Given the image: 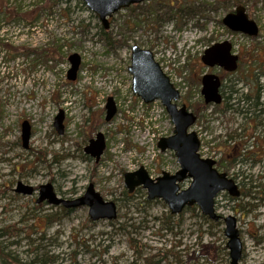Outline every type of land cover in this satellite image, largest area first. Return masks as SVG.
Here are the masks:
<instances>
[{"label":"rangeland","instance_id":"rangeland-1","mask_svg":"<svg viewBox=\"0 0 264 264\" xmlns=\"http://www.w3.org/2000/svg\"><path fill=\"white\" fill-rule=\"evenodd\" d=\"M194 1L202 13L191 19L165 17L158 24L147 13V2L118 12L105 30L81 0H0V226L20 229L3 245L20 261L149 264L147 259L153 258V264H230L223 223L213 225L196 207L172 215L162 200H147V190L139 187L130 194L125 186V173L142 167L153 179L180 168L173 152L163 153L157 146L174 131L165 107L160 101L145 104L132 92L128 68L131 48L138 45L154 53L180 91L178 105L196 112L192 130L199 135L202 157L228 158L233 141H224L230 134L237 142L246 141L249 153L239 156L238 164L217 166L235 179L243 194L231 200L221 193L216 210L238 219L244 244L240 264H264V193H258L264 186V152L256 140L241 135L243 116L233 111L215 115L201 94V79L210 74L201 56L210 47L211 33L230 41L232 52L242 58L234 75L241 77L235 84L237 97L250 95L254 101L259 96L264 102V0H239L238 5L236 0ZM240 5L259 25L257 38L232 31L222 36L219 31L227 27L217 22ZM210 15L216 22L211 25ZM74 53L82 62L76 81H70L68 57ZM246 75L252 80H245ZM110 97L117 113L106 122ZM61 111L63 135L54 127ZM24 121L31 124L27 150L21 139ZM98 133L104 134L106 149L96 163L85 148ZM18 182L35 188L52 183L66 200L83 196L93 184L105 201L116 203L118 217L93 222L88 207L64 215L61 207L37 205L38 194L15 193ZM202 245L209 246L211 255L192 259L193 253H203Z\"/></svg>","mask_w":264,"mask_h":264},{"label":"water","instance_id":"water-1","mask_svg":"<svg viewBox=\"0 0 264 264\" xmlns=\"http://www.w3.org/2000/svg\"><path fill=\"white\" fill-rule=\"evenodd\" d=\"M86 7L94 12L105 29L109 28V19L121 10L132 5L145 3L147 0H81ZM223 23L232 32L243 33L250 37H257L259 27L250 19L246 9L238 7L235 12L228 14ZM71 64L67 72L70 81H76L82 59L79 54L69 56ZM201 61L206 67H221L229 72L238 68V56L232 53V44L228 41L217 43L207 48ZM132 75V92L141 98L145 104L160 101L170 116L174 131L171 136L160 138L158 148L161 152L174 153L180 166L179 170L171 174L163 171L161 176L153 179L142 167L135 172H127L124 175L125 186L129 193L142 187L147 190L148 200L160 199L169 208L171 214L178 215L186 208L197 206L202 215L213 222L223 221L225 225L224 235L228 239L230 264H240L243 257L244 245L241 232L238 228V219L234 215L223 216L216 211V198L221 193H227L233 198H239L241 192L236 181L226 173L216 169V161L210 158H202L199 151L201 141L198 134L192 131L197 121V116L184 104L178 106L181 94L172 84L170 78L164 73L160 64L155 60L153 52L134 45L131 49V64L128 69ZM203 96L206 105L220 104L222 102L219 88L220 79L213 74H205L201 80ZM106 122H110L117 113V107L112 97L107 99L105 106ZM54 127L60 135L64 133V113L61 111L54 120ZM31 138V126L28 121L22 123L23 147L28 148ZM106 148L105 136L102 133L96 135V139L90 141L85 153L99 162ZM190 180V185L182 189L181 184ZM15 192L32 196L34 188L22 182L17 184ZM47 202L49 205H63L67 209L89 208V215L93 221L117 219L118 211L116 203L105 201L90 184L83 196L73 200H64L54 191L51 183L42 185L39 190L37 203Z\"/></svg>","mask_w":264,"mask_h":264},{"label":"trees","instance_id":"trees-1","mask_svg":"<svg viewBox=\"0 0 264 264\" xmlns=\"http://www.w3.org/2000/svg\"><path fill=\"white\" fill-rule=\"evenodd\" d=\"M256 1H258V0H256ZM180 3H181V0H149L148 9H146V10H147L148 14H151L152 16H154L156 18L154 21L158 24L162 23L161 20H162V18H165V17H166L167 21L178 19V18H180L181 20H184V19L186 20V19H191L192 17H194L198 13H202L201 12L202 11L201 4L196 6L194 0H190V1L188 0L184 5H181ZM239 3H240V1L236 0L233 4L238 5ZM137 8H140V7H137ZM11 14H15V13L13 11H11ZM162 16H164V17H162ZM182 24H184V23H182ZM107 40H109V37H107ZM40 57L44 58L45 55H43V53H40ZM233 89H234L233 87H230V90L228 88V94H229L230 98L233 100V103L232 104L230 103L229 107L232 108V106H234V105L235 106L239 105V107H240V105L242 104L241 107L245 108V109H242V108L240 109V108L235 107V110H236L235 112L240 114L243 117L248 118L249 117L248 107H250L251 105L249 106V105H247V103L250 101L251 96L250 95H244L242 97L241 96L237 97V91H234ZM253 102L254 101H252V103ZM255 103H253V104L256 105ZM231 108H229V109H231ZM223 112H225V111H223ZM194 113L196 114V112H194ZM246 138L248 140L251 137H246ZM235 140H236V136L234 134H230V135H228L227 139L224 142H227V141L232 142L233 141V143H234ZM238 150H239V152H238ZM247 153H249V150H246L245 147L239 146V148L236 151L235 147L231 146V150L228 154V158L230 156L232 157V155H233V158H239V156H245ZM218 167H221L220 163L218 164ZM259 188L260 189L258 190V193H264V186H259ZM248 196H252V194L249 193ZM231 200H234V199L231 198ZM61 208H62V212L64 215H68L70 213V210L64 209L63 207H61ZM196 208L191 207V208H188V210L195 211ZM203 217L208 219L205 216H203ZM211 222L213 223V225H216V226L222 225L221 221H219V222L211 221ZM20 232H21L20 229H18L15 225L6 226V227L0 226V264H36L35 260L31 261V262L20 261L11 252H9L6 249V247L3 246L4 243L6 242V241H4L5 239L15 238L20 234ZM202 247L204 249L203 253H199L198 255L196 253H193L192 259L198 260V259H202V258H208V255H211V253L209 251V246L202 245ZM223 250H225V249H223ZM147 262L149 264H153V258L147 259ZM42 264H44V262Z\"/></svg>","mask_w":264,"mask_h":264},{"label":"flooded vegetation","instance_id":"flooded-vegetation-1","mask_svg":"<svg viewBox=\"0 0 264 264\" xmlns=\"http://www.w3.org/2000/svg\"><path fill=\"white\" fill-rule=\"evenodd\" d=\"M149 2V0H148ZM142 5H134V6H131L130 8H134L135 10L137 9V7H141ZM136 7V8H135ZM133 9V10H134ZM211 11H213V8L210 7V13ZM223 20V19H222ZM215 21L212 19L211 15H210V25L213 24ZM216 23V22H215ZM218 24V27H220L221 24H224L223 21H218L217 22ZM260 28V27H259ZM223 32L222 36L223 35H227L230 33V29L227 27V28H224V29H219V31ZM218 33V31H217ZM216 33V34H217ZM213 34L210 33V47L217 44V43H222V42H225V41H228V40H223L221 41L220 40V36L219 38H216L218 36V34L214 37L212 36ZM259 36V35H258ZM257 36V37H258ZM256 37V38H257ZM134 46V45H133ZM142 48V47H141ZM235 54V53H234ZM237 55V54H236ZM155 56V55H154ZM238 56V68H237V71H234V72H229L227 70H225L224 68H221V67H218V66H215V67H210V74H213L215 76H217L220 81H221V86L219 88V94L221 95V98H222V102L220 104H212L210 105V109L212 110V112L215 114V115H220V116H223L225 115L227 112H235V107L237 106H232L229 107L230 103L232 104L233 103V100L230 98L229 94H228V88L230 90V87H233L234 91H237L235 89V84H237L241 79V77L237 80L235 78V74L239 71V68H240V64H241V56L240 55H237ZM156 59V58H155ZM157 61V60H156ZM202 62V61H201ZM160 64V63H159ZM203 64V62H202ZM204 65V64H203ZM129 69V68H128ZM261 76L264 77V72H261L260 73ZM247 79H250L252 80V78L250 77H247V75L245 76V80ZM249 85V83H248ZM256 102V103H255ZM253 103H255L256 105H254ZM252 103V97L250 99V101L247 103V105H251L250 107H248L249 109V115L251 116V118H246L244 117L245 119V123L243 125H241V131H242V134L241 135H244L245 136V139H247L246 137H251V139H254L256 140V145L258 146V149H261L263 152H264V102L262 101V99H259V96H257L254 100V102ZM231 109H229V108ZM225 111V112H223ZM253 113V114H252ZM253 118L255 119V121L252 122ZM55 120V119H54ZM29 122V121H28ZM30 124V122H29ZM31 126V124H30ZM22 127V125H21ZM256 132V133H255ZM21 133H22V129H21ZM58 133V132H57ZM258 133V134H257ZM59 134V133H58ZM64 134V133H63ZM60 135V134H59ZM21 139H22V134H21ZM31 139V138H30ZM253 140V141H254ZM229 142V141H227ZM225 142V144L227 143ZM245 141H242V142H237L235 140V142L232 144V146L235 147L236 151L237 149L239 148V146L241 147H244L245 146ZM261 144V145H260ZM22 145H23V142H22ZM260 145V146H259ZM216 148V147H214ZM24 149H29V145H28V148H24ZM247 150V149H246ZM237 153V152H236ZM91 157V156H90ZM92 158V157H91ZM227 162L229 163L230 166H233L234 164H238L239 161H238V158H225L223 160H217V165L220 163H224ZM19 183V182H18ZM17 183V184H18ZM48 184V183H47ZM52 184V183H51ZM46 185V184H44ZM53 185V184H52ZM31 186V185H29ZM42 185H40L38 188H34V193L32 196H34L35 194H38V197L36 199V204L37 205H41L39 203H37V200L39 198V190H40V187ZM54 187V186H53ZM17 188V186H16ZM15 188V189H16ZM15 189H14V192H15ZM96 190V189H95ZM54 191H55V188H54ZM56 192V191H55ZM16 193V192H15ZM18 194V193H17ZM57 194V193H56ZM19 195H22V194H19ZM58 195V194H57ZM23 196H26V195H23ZM62 198V197H61ZM44 203V202H42ZM46 206L48 207H53V208H58V207H63L64 209H66V207H64L63 205H59V206H53V205H49L47 202L44 203ZM117 206V205H116ZM69 210V209H67Z\"/></svg>","mask_w":264,"mask_h":264}]
</instances>
